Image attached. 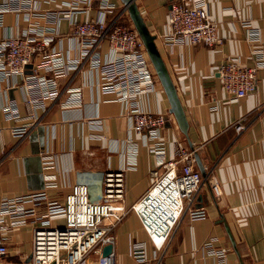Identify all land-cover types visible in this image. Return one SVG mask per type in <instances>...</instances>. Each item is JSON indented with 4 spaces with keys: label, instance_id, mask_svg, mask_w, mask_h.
<instances>
[{
    "label": "crops",
    "instance_id": "crops-1",
    "mask_svg": "<svg viewBox=\"0 0 264 264\" xmlns=\"http://www.w3.org/2000/svg\"><path fill=\"white\" fill-rule=\"evenodd\" d=\"M65 1L40 0L39 7H65ZM113 1L118 3L114 10L117 14L121 1ZM134 1L155 35V44L184 112L186 131L179 128L169 111V101L158 79L152 89L138 94V102L142 109L165 115L159 132L166 158L172 157L175 144L188 148L192 145L197 152L200 163L195 160V169L200 187L195 205L203 206L207 214L195 221L183 214L157 259L164 264H217L202 248L209 238H214L213 247L226 253L225 264H264V70H256L254 89L236 100L226 97L217 72L219 63L228 57L245 66H253L262 54L264 57V0H206L209 16L221 37V42L212 46L167 44L164 34L168 31L167 10L172 0ZM98 14L97 0H92L90 7L75 16L86 20ZM15 22L13 13L5 14L4 24L11 30H15ZM18 23L17 28L25 25L22 20ZM248 27L256 32L255 39H249ZM59 31L52 45L64 56H71L74 41L67 19L60 21ZM99 50L102 55L108 53L106 40L99 43ZM97 78V72L89 70L86 61L70 69L59 79L57 99L45 109H37L38 120L21 137L11 135L9 126L13 122L4 120L0 111V199L43 189V173L53 172L58 189L46 190L50 197L62 201L72 183L85 182L98 189L105 170L125 167L131 160L134 164L124 170L125 206L130 207L150 186L155 155L145 135L131 127L133 120L125 103L113 93L101 92ZM74 86L81 89V102L63 106L67 88ZM6 93L26 115L21 87H9ZM93 117L101 119V124L89 123ZM237 120L243 125L239 131L234 127ZM19 121L30 120L24 116ZM127 141L136 145L134 152L129 151ZM46 153L54 155V168L41 167V156ZM210 181L219 184V199L213 197ZM41 210V206L37 207L38 212ZM128 217L131 219L129 214ZM52 223L60 224L62 219ZM135 223L143 233L137 240L145 242L152 263L151 243L139 221ZM31 236L29 223L7 232L8 251L3 264H30ZM133 239L136 238L130 235L121 242L115 236L116 264H132L129 244Z\"/></svg>",
    "mask_w": 264,
    "mask_h": 264
},
{
    "label": "built area",
    "instance_id": "built-area-1",
    "mask_svg": "<svg viewBox=\"0 0 264 264\" xmlns=\"http://www.w3.org/2000/svg\"><path fill=\"white\" fill-rule=\"evenodd\" d=\"M40 0H0V111L9 126L11 135L21 137L38 120L37 109H45L60 93L59 79L70 69H76L84 61L88 69L97 72L96 84L101 92L113 93L125 103L132 117V128L145 135L149 150L155 155L156 166L151 169V184L130 206L124 204L125 167L103 172L98 189L85 182L72 183L63 200L49 196L47 188L57 187L55 173L44 172V188L23 195L0 199V264L7 254V232L25 224L32 225L30 264H116L113 245L114 230L129 210L133 212L152 246L149 259L144 241L133 239L129 244L132 264H164L157 259L171 230L186 214L189 220L206 217L203 206H196L200 180L195 169L194 148L175 144L173 155L166 158L160 128L165 115L142 109L138 94L154 87L157 76L153 70L144 44L127 15L125 6L117 14V1L97 0L98 16L78 20L75 13L91 6L92 0H66L65 7L42 10ZM16 17L15 30L4 24L6 13ZM111 15V16H109ZM67 19L74 41V53L64 56L52 43L59 35V24ZM25 22L23 27L19 21ZM246 25V24H245ZM168 31L164 34L167 44L202 43L216 45L221 42L217 24L209 16L206 0H172L167 10ZM249 39L256 32L249 29ZM106 40L108 53L101 54L99 43ZM264 70V57L253 66H245L228 57L218 65L220 85L226 97L236 100L251 92L256 83V70ZM20 86L22 102L27 114L20 112L18 102L8 97L9 87ZM79 86L69 87L63 106L81 102ZM24 116L30 121H19ZM91 124H101L93 117ZM236 131L243 128L235 121ZM129 151L136 145L127 141ZM54 155L43 154L41 167L54 168ZM215 199L222 196L216 181L209 182ZM264 194V185L262 186ZM42 207L40 212L37 207ZM54 219L62 223L53 224ZM209 238L203 249L217 264H225L226 253L213 247ZM111 251L102 255L105 246Z\"/></svg>",
    "mask_w": 264,
    "mask_h": 264
},
{
    "label": "water",
    "instance_id": "water-1",
    "mask_svg": "<svg viewBox=\"0 0 264 264\" xmlns=\"http://www.w3.org/2000/svg\"><path fill=\"white\" fill-rule=\"evenodd\" d=\"M125 6L129 19L131 20L134 28L137 30L143 44L153 69L161 83L163 90L169 101V111L175 116L179 128L186 131L185 116L183 109L181 107L179 98L176 94L175 87L167 72L166 66L162 60L161 54L155 44V35L152 34L147 25L145 24L134 0H120ZM170 6V4H169ZM191 148L193 149L192 145ZM194 157L197 163H200L197 152L194 151ZM202 166V165H201ZM112 249L111 245H107L102 250V255L108 254Z\"/></svg>",
    "mask_w": 264,
    "mask_h": 264
},
{
    "label": "rangeland",
    "instance_id": "rangeland-1",
    "mask_svg": "<svg viewBox=\"0 0 264 264\" xmlns=\"http://www.w3.org/2000/svg\"><path fill=\"white\" fill-rule=\"evenodd\" d=\"M128 15V14H127ZM130 216H131V219L128 217L126 218L122 223L121 225H117V227L115 228L114 230V235L116 236V240H119V241H125V239L128 237V236H132L134 238H138L140 239L141 237H138V236H142V231L140 230H137V227L135 226L136 223L135 222H138L137 221V218L132 214V213H128ZM127 214V215H128ZM126 215V216H127Z\"/></svg>",
    "mask_w": 264,
    "mask_h": 264
}]
</instances>
